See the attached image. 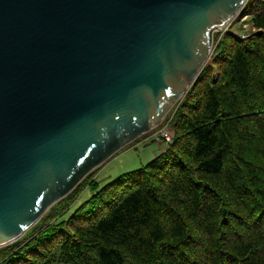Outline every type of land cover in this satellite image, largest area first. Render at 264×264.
<instances>
[{
	"label": "water",
	"instance_id": "95a60500",
	"mask_svg": "<svg viewBox=\"0 0 264 264\" xmlns=\"http://www.w3.org/2000/svg\"><path fill=\"white\" fill-rule=\"evenodd\" d=\"M249 0H0V249L159 127Z\"/></svg>",
	"mask_w": 264,
	"mask_h": 264
},
{
	"label": "trees",
	"instance_id": "16d2710c",
	"mask_svg": "<svg viewBox=\"0 0 264 264\" xmlns=\"http://www.w3.org/2000/svg\"><path fill=\"white\" fill-rule=\"evenodd\" d=\"M242 12L253 33L218 45L217 75L206 66L175 109L169 150L83 182L0 264H264V0Z\"/></svg>",
	"mask_w": 264,
	"mask_h": 264
},
{
	"label": "rangeland",
	"instance_id": "374dc122",
	"mask_svg": "<svg viewBox=\"0 0 264 264\" xmlns=\"http://www.w3.org/2000/svg\"><path fill=\"white\" fill-rule=\"evenodd\" d=\"M242 11H243V9L234 18L232 23H229V25H227L224 28V30L216 31L214 33L212 55H211L209 61L207 62V64L205 65V67L206 66L212 67V75L214 77L218 73V68L215 65V61L219 57V55L217 53L218 45L221 44L227 38L228 35L231 36L232 38L239 40V41H241V40L245 41L247 38V35H251L253 33V28H252L251 19H250L251 17L249 15L250 13L245 14ZM185 96L170 111V113L166 117V121L164 122V124H165L171 120L170 132L174 136V140H175L176 134H175V127H174L175 125H174V121H173V115L175 114V109L181 104V102L185 98ZM164 124L157 127L155 130L151 131L150 133H147L146 135L138 138V139H141V141H137L138 140L137 139L134 142H132L131 144H129L128 146H126L125 148H123L119 153L114 155L106 163H104L102 166H100L101 169H100V167L95 169L88 177H86L85 180L82 181V183L85 181H88L91 178L92 181L99 182L101 187H102V186L112 182L113 180L119 178L120 176L127 174V173H130V172H133V171H136V170H139L143 166L150 163L152 160V154L155 151V148L157 147L156 145L163 146V149H165L167 152L169 150L170 146H166L163 143H158L156 145L153 143H150L149 145H146L143 142L144 140L149 138L151 135H153L155 132H157L161 127H163ZM165 153H163V154H165ZM155 159H156V157L152 161H154ZM74 191L75 190H73V192ZM73 192H71L69 195H71ZM69 195L61 201L68 199ZM87 198H88V195H84V197L82 198L80 203L83 202L84 200H86ZM55 206H56V204L53 207H55ZM52 208H50V209H52ZM49 211H47L45 213V215L43 216V218L33 228H31L23 237H21L16 243H18L19 241L23 242V241L27 240L34 233L35 229L37 228V225L39 223L41 224V222L49 216ZM6 248H8V247H6ZM6 248H2L0 250L6 249Z\"/></svg>",
	"mask_w": 264,
	"mask_h": 264
},
{
	"label": "built area",
	"instance_id": "2783aa9c",
	"mask_svg": "<svg viewBox=\"0 0 264 264\" xmlns=\"http://www.w3.org/2000/svg\"><path fill=\"white\" fill-rule=\"evenodd\" d=\"M234 20V19H233ZM232 20V21H233ZM232 21H230L229 23H232ZM229 23H227L223 28H221L220 30H224V28L229 25ZM218 30V31H220ZM166 121V120H165ZM164 121V122H165ZM164 122L162 124H164ZM171 120L168 121L167 123L164 124L163 127H161L157 132H155L153 135H151L149 138H147L146 140H144L143 142L146 145H149L150 143L153 144H158V143H163L166 146H171L174 143V136L172 135V133L170 132L171 130V126H170ZM161 124V125H162Z\"/></svg>",
	"mask_w": 264,
	"mask_h": 264
},
{
	"label": "crops",
	"instance_id": "0c3cea01",
	"mask_svg": "<svg viewBox=\"0 0 264 264\" xmlns=\"http://www.w3.org/2000/svg\"><path fill=\"white\" fill-rule=\"evenodd\" d=\"M137 141H141V139H138ZM156 145V144H155ZM155 151L152 154V160L156 157L158 158L160 155L166 152L165 149H163V146L156 145ZM151 160V161H152Z\"/></svg>",
	"mask_w": 264,
	"mask_h": 264
},
{
	"label": "clouds",
	"instance_id": "9594fccd",
	"mask_svg": "<svg viewBox=\"0 0 264 264\" xmlns=\"http://www.w3.org/2000/svg\"><path fill=\"white\" fill-rule=\"evenodd\" d=\"M165 120H166V118H165ZM165 120H164V121H165ZM164 121H163V122H164ZM160 126H161V125H160Z\"/></svg>",
	"mask_w": 264,
	"mask_h": 264
}]
</instances>
